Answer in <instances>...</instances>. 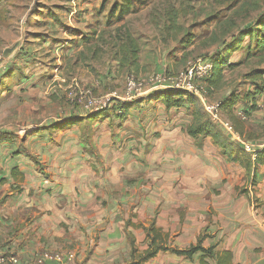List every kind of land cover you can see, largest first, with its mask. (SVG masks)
Wrapping results in <instances>:
<instances>
[{"label":"crops","instance_id":"0c3cea01","mask_svg":"<svg viewBox=\"0 0 264 264\" xmlns=\"http://www.w3.org/2000/svg\"><path fill=\"white\" fill-rule=\"evenodd\" d=\"M186 105L167 109L155 93L122 120L43 125L25 149L0 137V249L22 264L43 250L72 252L69 264H130L154 221L170 250L137 264H198L199 253L187 259L171 250L201 234L203 247L231 251L233 264H264V165L252 186L211 138L187 133ZM244 125L256 137L254 124Z\"/></svg>","mask_w":264,"mask_h":264},{"label":"rangeland","instance_id":"374dc122","mask_svg":"<svg viewBox=\"0 0 264 264\" xmlns=\"http://www.w3.org/2000/svg\"><path fill=\"white\" fill-rule=\"evenodd\" d=\"M116 3L0 0L1 138L25 149L24 141L43 125L50 129L87 115H115L118 120L113 107L130 82L141 90L152 88L161 77H177L198 59L225 55L227 46L241 31L252 30L264 11V0H145L120 19ZM249 39L244 36L242 48L227 55L236 66L225 69L223 85L204 97L207 104L253 88L247 73L264 69V62L245 56ZM131 43L139 50L135 64ZM256 83L264 85V77ZM240 104L237 112L249 111L245 122L254 124L256 139L251 141L263 143L264 103L257 100L255 110L249 102ZM199 105L205 111L201 100ZM192 108L187 104L184 110ZM31 123L40 127L28 128ZM87 126L85 121V133ZM83 140L91 146L89 135Z\"/></svg>","mask_w":264,"mask_h":264},{"label":"trees","instance_id":"16d2710c","mask_svg":"<svg viewBox=\"0 0 264 264\" xmlns=\"http://www.w3.org/2000/svg\"><path fill=\"white\" fill-rule=\"evenodd\" d=\"M217 2H224L225 0H215ZM145 0H119V3L115 8L118 9L119 18L134 12L139 4L144 3ZM248 35L251 44L246 50V57H256L260 63L264 62V11H262L255 20V26L250 31H241L239 37L230 43L226 48V54L219 56L217 59H212L213 71L211 76L207 79V86L209 90L219 89L224 83L225 69H232L235 64L231 63L227 59V55L231 52L237 51L242 48V42L244 36ZM130 54L131 63L135 64L138 58V47L131 43ZM247 77L253 83V88L246 90L245 92L231 91L225 97L219 100L218 111L220 114L228 120L234 130L244 139L253 140L256 137L245 131V119L237 112V105L239 103H250L251 109L255 110V104L257 100L264 93V85H257V81L262 82L264 77V69H254L250 73H247ZM157 94L162 96V100L167 109L176 107L180 108L185 104H190L193 108L191 110L192 121L187 127V133L192 136H204L209 137L212 143L219 147L223 155H225L231 162L239 164L245 171L247 180L252 186L256 185V173L258 167L264 165V143L263 146L258 149L255 153L254 158L247 153L241 145L232 141L224 132L214 124L208 117V114L203 111L199 105V100L193 94L187 93L181 90L175 89H163L160 91H154L151 94ZM137 101V100H135ZM135 101H118L115 103L113 109L118 113V118L121 120L125 118L130 105ZM242 115L247 117L249 111L242 109ZM87 120H92L95 116H86ZM240 192H247V189L242 188ZM146 238L149 243L147 248L135 256L136 250L133 248L131 251L130 264H137L141 261H146L160 252H167L170 250L168 241L169 236L167 233H163L159 228L156 227L155 222L151 221L148 226L143 227ZM206 234H201L197 238L195 244H191L185 249H172L171 252L178 256H183L187 259H192L197 253L200 254L198 264H211L208 260H212L213 264H233V254L228 250H219L217 244L210 245L208 247L202 246V241L206 237Z\"/></svg>","mask_w":264,"mask_h":264},{"label":"built area","instance_id":"2783aa9c","mask_svg":"<svg viewBox=\"0 0 264 264\" xmlns=\"http://www.w3.org/2000/svg\"><path fill=\"white\" fill-rule=\"evenodd\" d=\"M1 58L2 57L0 56V62ZM212 71L213 62L211 58H201L190 64L177 77H161L158 79V85L152 88H155L154 91H160L163 89L181 90L196 96L201 100L209 119L220 127L224 134H226L232 141L241 145V147L249 153L252 158H254L256 151L263 146V143L257 144L241 137L234 130L232 124L218 111L219 102L215 104H207L204 100V97L210 89L207 86V79L211 76ZM152 88L148 87L141 90L142 88H137L134 82H130L128 84V92L120 99L129 102L135 101L138 98L143 97ZM259 100L260 103H264V93H262ZM239 115L244 119L241 112ZM43 182L47 184L48 179H44ZM73 259L74 254L72 252L63 254L61 251L43 250L34 255L30 264H69ZM0 264H22V262L16 254H9L0 249Z\"/></svg>","mask_w":264,"mask_h":264}]
</instances>
